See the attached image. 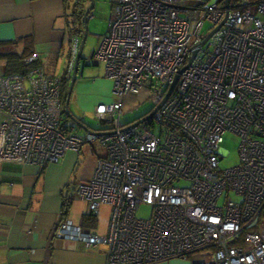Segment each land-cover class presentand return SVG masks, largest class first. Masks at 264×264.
I'll return each mask as SVG.
<instances>
[{
	"label": "built area",
	"instance_id": "built-area-1",
	"mask_svg": "<svg viewBox=\"0 0 264 264\" xmlns=\"http://www.w3.org/2000/svg\"><path fill=\"white\" fill-rule=\"evenodd\" d=\"M229 4L216 29L224 2L116 0L94 53L116 98L95 107L105 127L94 132L66 123L61 80L41 65L0 75V161L42 165L85 144L104 148L74 192L91 213L109 207L106 232L66 219L56 237L81 240L105 264L190 254V264H264V0ZM78 48L70 37L67 79ZM138 96L153 108L122 123ZM225 132L239 138V161L222 168Z\"/></svg>",
	"mask_w": 264,
	"mask_h": 264
},
{
	"label": "crops",
	"instance_id": "crops-1",
	"mask_svg": "<svg viewBox=\"0 0 264 264\" xmlns=\"http://www.w3.org/2000/svg\"><path fill=\"white\" fill-rule=\"evenodd\" d=\"M257 1L240 0L235 4ZM76 3L77 0H0V75L23 74L41 65L51 76L59 79L63 75L66 77L70 37L77 36L80 44L83 32L73 28L76 22L73 12L76 8L81 12V9L88 7L87 0L81 8ZM115 3L116 0L112 13ZM88 17H92V13ZM111 17L112 14L108 18L107 30L100 35V43L101 37L108 31ZM33 53H38V59L28 61L27 58ZM84 60L79 61L75 83L83 80L86 84L82 85L89 87L84 93L87 94L85 102L94 112L98 104L115 99L116 94L112 80L106 75V80L92 72L83 77L85 66L98 65L102 61L94 59L93 64L84 63L80 67ZM60 64L62 66L59 68ZM95 91L103 99L89 101L87 96ZM99 148L96 142L85 144L79 152L66 151L58 161L42 165L0 161V264H105L103 253L87 249L81 240L58 238L54 234L63 218L82 225L83 214L89 212L87 202L77 197L74 189L92 177L97 159L104 153ZM80 155L82 161H79ZM73 174L76 176L73 177ZM75 197L85 203L80 205L77 212H72L71 203ZM66 200L70 205L67 213L62 214ZM100 208L95 213L97 219ZM92 227L86 228L97 233ZM257 228L264 229V208ZM191 260L188 256L151 264H190Z\"/></svg>",
	"mask_w": 264,
	"mask_h": 264
},
{
	"label": "rangeland",
	"instance_id": "rangeland-1",
	"mask_svg": "<svg viewBox=\"0 0 264 264\" xmlns=\"http://www.w3.org/2000/svg\"><path fill=\"white\" fill-rule=\"evenodd\" d=\"M114 1L115 0H93L94 7L91 11L92 17H88L87 19L88 34H87V38H86L84 48H83V57L85 58L86 61L85 60L82 61L80 63V67H83L84 63L91 64L92 62H94V58L92 57V54L97 51L100 45V35L103 34L107 30L108 18L112 14V6H113ZM216 1L217 0H208L209 3H214ZM87 2H88V7H89L90 1L87 0ZM209 26H210L209 23L206 22L205 27L208 28ZM61 60L63 59L61 58ZM61 66L62 65L60 64L58 67L60 68ZM103 67H104V64L102 62H99L98 65L85 66L83 77H85L88 72H92L94 75L101 76L104 79L105 78L107 79V77L104 76L105 71ZM82 84H86V83L83 82L82 80L79 83H75L73 85V89H72V93H71L70 101H69L70 112L76 118H78L84 126L88 127L90 131L94 132L97 129H103L105 127V124L102 122V120H100L94 115L92 108L89 107L90 104L85 102V100L87 99L86 98L87 94H84V93L87 92L89 87L82 85ZM82 92L84 95H82ZM81 95L82 97L85 96L84 99H82ZM87 97L89 101H94L96 100V98L103 99V97L99 96V93H97V91H95L91 95H88ZM141 97L142 96H138V99L140 100V102L136 105V107H133L132 109L127 107L125 109L122 115V118H121L122 123L134 122L135 120L139 119L143 115L147 114L153 108V104L150 100L148 99L141 100ZM63 112L65 115H67L65 113L64 108H63ZM66 123L68 125H73L76 128H80L71 119L67 118ZM78 130L85 132L83 128H80ZM238 144H239V138L236 135L230 132H225L223 134V141L221 143V148L227 153V155L219 161L220 167L227 168V167L237 164V162L239 161ZM99 149L104 151V148L102 146H100ZM82 159L83 157L80 155L79 161H82ZM72 176L74 177L76 175L73 174ZM73 177H72V181L74 180ZM82 203H85V202L75 197L71 203L72 208L70 209V211L72 210V212H77L80 208V205H82ZM108 208L109 207L106 205V206L101 207L99 210V216H98L97 222L92 227V229L96 231L97 234L103 235L106 231V227L108 224ZM150 211L151 209L149 206L141 205L137 211V215L139 217L146 218L150 215ZM69 213L70 212H68V214ZM190 257L195 258L196 255L190 254Z\"/></svg>",
	"mask_w": 264,
	"mask_h": 264
},
{
	"label": "water",
	"instance_id": "water-1",
	"mask_svg": "<svg viewBox=\"0 0 264 264\" xmlns=\"http://www.w3.org/2000/svg\"><path fill=\"white\" fill-rule=\"evenodd\" d=\"M89 1H90V6L88 8H86L85 10L81 9V13H80L81 23H82V26H83V29H82L83 32H82V37H81V41H80V44H79L78 52H77V55H76V58H75L74 66H73V69H72V72H71V78H70L69 85H68L66 100L64 102V110H65V113L67 114L68 118L71 119L77 126H79L80 128H83V130H85L87 132H89L90 129L88 127L84 126L81 123V121L78 118H76L70 112L69 101H70V96H71V93H72L73 85H74L75 80H76L79 61L81 59H84V57L82 56V50L84 48V44H85V41H86V38H87V34H88L87 19H88V16H90V13H91V11H92V9L94 7L93 0H89ZM77 2H78L77 5L80 7V6H83L85 0H83V1L82 0H80V1L77 0ZM229 3H230V0H224V7L226 9V15H225L224 19L222 20V22L216 27V29H218L224 23V21L226 20L227 13L229 11V5H230ZM213 31H211L209 34H207V36L202 40L200 45H202V44H204L206 42V40L211 36ZM80 75H81V73H80ZM175 81H176V79H175ZM171 88H172V86L170 87V90H171ZM170 90H169V92H170ZM169 92H168V94H169ZM151 115H152V113L149 114L148 116L144 117V118H147V117H149ZM140 120H143V118L140 119ZM140 120H138L136 122H139Z\"/></svg>",
	"mask_w": 264,
	"mask_h": 264
},
{
	"label": "trees",
	"instance_id": "trees-1",
	"mask_svg": "<svg viewBox=\"0 0 264 264\" xmlns=\"http://www.w3.org/2000/svg\"><path fill=\"white\" fill-rule=\"evenodd\" d=\"M223 1L224 0H218V3L220 5H222ZM238 1H240V0H231V4L233 5V4H235V2H238ZM80 13H81L80 10L78 11L77 8L73 12V14H75V16H76V22H75V26L73 28L77 32H81L82 29H83L82 28V23H81ZM60 79H61L60 97H61L62 102L64 104V102L66 100V95H67L69 80L64 75L61 76ZM76 129H79V128H76ZM69 205H70L69 201L66 200L65 203H64V205H63L62 214L65 213V212L67 213L68 208H69ZM63 217H65V216L63 215ZM62 220H66V218H63ZM96 221H97L96 214L95 213H91V212H87V213L83 214V217H82V226L85 227V225H86V227H92L96 223Z\"/></svg>",
	"mask_w": 264,
	"mask_h": 264
}]
</instances>
